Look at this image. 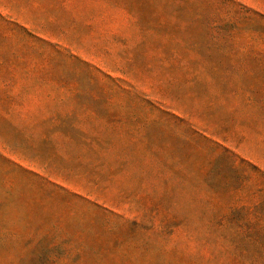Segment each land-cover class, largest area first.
<instances>
[{
  "label": "rangeland",
  "instance_id": "374dc122",
  "mask_svg": "<svg viewBox=\"0 0 264 264\" xmlns=\"http://www.w3.org/2000/svg\"><path fill=\"white\" fill-rule=\"evenodd\" d=\"M222 153L264 173V0H0V264H244Z\"/></svg>",
  "mask_w": 264,
  "mask_h": 264
},
{
  "label": "trees",
  "instance_id": "16d2710c",
  "mask_svg": "<svg viewBox=\"0 0 264 264\" xmlns=\"http://www.w3.org/2000/svg\"><path fill=\"white\" fill-rule=\"evenodd\" d=\"M218 164L224 177L234 180L240 208L229 211L215 223H225L232 230V239L240 244L244 264H264V173L252 165L236 167L226 153L217 156Z\"/></svg>",
  "mask_w": 264,
  "mask_h": 264
}]
</instances>
